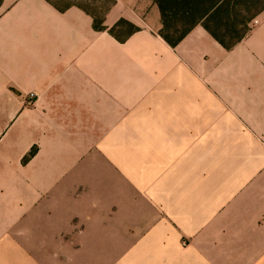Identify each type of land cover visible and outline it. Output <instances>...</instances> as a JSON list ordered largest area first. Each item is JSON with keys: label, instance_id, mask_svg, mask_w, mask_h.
Wrapping results in <instances>:
<instances>
[{"label": "crops", "instance_id": "1", "mask_svg": "<svg viewBox=\"0 0 264 264\" xmlns=\"http://www.w3.org/2000/svg\"><path fill=\"white\" fill-rule=\"evenodd\" d=\"M113 1L104 31L76 6L0 2V264H29L18 242L49 220L62 236L76 217L109 229L120 216L119 204L95 197L78 209L80 192L93 193L84 177L94 149L147 179L167 214L129 227L136 253L163 251L168 264L173 255L207 264L205 254L212 264H264V11L229 50L201 26L171 48L151 0ZM120 20L138 28L123 41L109 33ZM111 128L201 131H188L194 147L152 180L161 158L141 151L142 167L135 154L127 170L126 145L145 138L96 133Z\"/></svg>", "mask_w": 264, "mask_h": 264}, {"label": "rangeland", "instance_id": "2", "mask_svg": "<svg viewBox=\"0 0 264 264\" xmlns=\"http://www.w3.org/2000/svg\"><path fill=\"white\" fill-rule=\"evenodd\" d=\"M58 5L77 4L94 13L98 18L104 16L106 9L110 5V0H54ZM256 19V18H255ZM250 27L253 28L252 23ZM129 28L122 25L116 30V36L121 40L128 34ZM103 132L127 136V137H142L143 141L139 144L126 145L127 150V170L134 171V158L137 154V160L142 159L138 155L139 152H146L149 157V152L152 156H158L160 160H156L160 168L156 171H151V163L148 161L147 170L144 171L146 176L149 173L150 179L154 180V174L163 177L166 169L165 166L168 159H181L186 154L187 149L194 147L189 136L197 138L196 132L199 129H103L96 130V133ZM204 131V130H202ZM210 133L213 130H209ZM209 133V132H207ZM172 136V137H171ZM168 137V139H166ZM256 137V136H254ZM171 138V139H170ZM183 138V139H182ZM257 138V137H256ZM167 140H170L167 144ZM152 141L154 144H149ZM174 142H178L175 143ZM138 150V151H137ZM34 153L35 149L32 150ZM93 160L90 162V168L87 169L84 177V183H87L93 193L84 194L80 192V200L78 202L79 211H85L89 201L95 197L100 200L103 205L108 203L119 204L122 208L121 214L106 229L102 223L96 225L95 228L88 224L86 217L80 216L72 219V223L63 225V235L58 234L57 224H51L52 221L40 226V230L36 231L30 239L19 241V245L23 251L29 253V264H168L171 256L168 257L164 252L158 250V254L150 256V254L136 253L137 248H134V243L139 240V237L130 230V226L135 223L151 224L154 220L167 217L165 211L161 212L156 208L155 199L152 194V184H148L147 179L143 177H135L128 174L126 169L122 167L121 162H118L105 153L99 152L97 149L92 150ZM155 154V156H154ZM139 168L142 167L138 160ZM89 218V217H88ZM121 219V226L117 225V220ZM39 227V226H37ZM91 229V230H90ZM90 230V231H89ZM125 233L123 238L119 234ZM117 235H119L117 237ZM183 249L191 247V242L181 240ZM143 249L150 250L144 245ZM127 256H125V255ZM208 255V254H207ZM206 254L200 258L201 262L212 264L215 258H209ZM129 256V257H128ZM172 264H180L179 259L173 255ZM221 263V261H220Z\"/></svg>", "mask_w": 264, "mask_h": 264}, {"label": "trees", "instance_id": "3", "mask_svg": "<svg viewBox=\"0 0 264 264\" xmlns=\"http://www.w3.org/2000/svg\"><path fill=\"white\" fill-rule=\"evenodd\" d=\"M57 10L70 6L83 9L94 20L95 31H104V16L98 18L88 9L77 4L58 5L54 0H46ZM156 6L161 28L158 36L171 48H175L196 27L201 26L224 49L229 50L242 41L251 31L250 24L264 11V0H151ZM1 2V0H0ZM122 25L129 28L125 38L138 31L132 24L120 20L111 29L110 35L117 40L116 30ZM120 41H123L121 39ZM34 151L30 153V156Z\"/></svg>", "mask_w": 264, "mask_h": 264}, {"label": "built area", "instance_id": "4", "mask_svg": "<svg viewBox=\"0 0 264 264\" xmlns=\"http://www.w3.org/2000/svg\"><path fill=\"white\" fill-rule=\"evenodd\" d=\"M258 24V22H257V20H254L253 22H252V26L254 27V26H256ZM33 98V96H30V99H32Z\"/></svg>", "mask_w": 264, "mask_h": 264}]
</instances>
